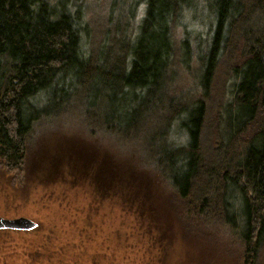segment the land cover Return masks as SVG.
Wrapping results in <instances>:
<instances>
[{
	"label": "trees",
	"instance_id": "1",
	"mask_svg": "<svg viewBox=\"0 0 264 264\" xmlns=\"http://www.w3.org/2000/svg\"><path fill=\"white\" fill-rule=\"evenodd\" d=\"M70 2L0 0V167L21 175L43 127L79 122L111 147L112 171L160 195L144 208L151 245L136 263L165 264L175 228L197 250L220 238L237 264L261 263L264 0H132L122 30ZM129 239L132 227L117 233V264H132ZM34 242L0 264H88L81 245Z\"/></svg>",
	"mask_w": 264,
	"mask_h": 264
},
{
	"label": "rangeland",
	"instance_id": "2",
	"mask_svg": "<svg viewBox=\"0 0 264 264\" xmlns=\"http://www.w3.org/2000/svg\"><path fill=\"white\" fill-rule=\"evenodd\" d=\"M70 1L79 2L87 12L86 18L98 25L106 24L108 18L114 20V29L122 30L126 20L132 26V0ZM192 24L201 26L197 20ZM126 40L132 41V37L123 41ZM186 82L182 77L178 84L181 87ZM73 122L59 120L43 127L45 133L31 148L21 175H12L0 167V217H26L37 223V229L28 233H0V247L6 248L4 252L0 248V257L5 253L8 258L17 255L18 260L21 246L34 240L42 243L51 240L64 250L81 245L86 249L88 264H117L124 262L117 252V233L122 232V237L126 238L132 227V239H129L132 264L146 262L144 248L150 246L151 241L144 208L153 206L160 195L148 190V182H142L139 192L131 174L112 171L115 165L111 147L103 138L90 140L76 125L79 122ZM128 191L134 198L126 193ZM129 203H132V219L122 222L123 214H127L124 206ZM134 212L140 216L139 231H135ZM164 235L166 238L167 232ZM172 238V245L167 243L169 252L165 264H237L236 252L220 238L218 244L199 250L190 247L188 240L182 242L176 228ZM258 264H264V259Z\"/></svg>",
	"mask_w": 264,
	"mask_h": 264
},
{
	"label": "water",
	"instance_id": "3",
	"mask_svg": "<svg viewBox=\"0 0 264 264\" xmlns=\"http://www.w3.org/2000/svg\"><path fill=\"white\" fill-rule=\"evenodd\" d=\"M37 227V223L26 217L7 219L0 217V231L29 232Z\"/></svg>",
	"mask_w": 264,
	"mask_h": 264
},
{
	"label": "bare ground",
	"instance_id": "4",
	"mask_svg": "<svg viewBox=\"0 0 264 264\" xmlns=\"http://www.w3.org/2000/svg\"><path fill=\"white\" fill-rule=\"evenodd\" d=\"M212 32V31H211Z\"/></svg>",
	"mask_w": 264,
	"mask_h": 264
}]
</instances>
